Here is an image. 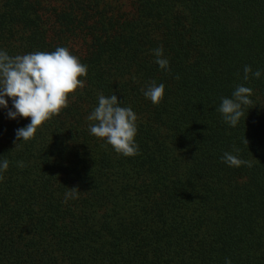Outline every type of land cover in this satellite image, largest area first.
<instances>
[{
	"label": "trees",
	"instance_id": "1",
	"mask_svg": "<svg viewBox=\"0 0 264 264\" xmlns=\"http://www.w3.org/2000/svg\"><path fill=\"white\" fill-rule=\"evenodd\" d=\"M58 47L88 69L68 107L27 143L0 108V264H264V0H0V51ZM237 85L253 103L231 127ZM99 94L137 115L138 155L90 133Z\"/></svg>",
	"mask_w": 264,
	"mask_h": 264
},
{
	"label": "clouds",
	"instance_id": "2",
	"mask_svg": "<svg viewBox=\"0 0 264 264\" xmlns=\"http://www.w3.org/2000/svg\"><path fill=\"white\" fill-rule=\"evenodd\" d=\"M153 55L161 70L170 71L162 46L154 49ZM87 72V66L65 47H58L52 52L37 51L14 57L0 51V108L8 109V99H11L15 111L8 110V117L13 120L18 117L30 118L31 121L26 127L16 131V140L29 142L42 126L59 116L68 107L69 97L75 99L79 90L85 87L80 78L86 77ZM250 76L259 79L261 72H253L250 66H245L243 79L248 81ZM164 93V84H157L155 81L144 91L145 97L156 106L162 103ZM252 94L250 87L237 85L231 98L221 99L217 111L222 114L225 123L231 127L238 125L244 116V109L253 103L250 99ZM87 119L92 122L89 125L90 133L99 140L106 141L118 155L134 157L139 154V146L135 141L137 115L131 107L121 106L115 94L110 97L99 94L98 106ZM244 142L248 145L246 139ZM223 161L229 167H251L250 162L229 152L224 153ZM17 166L23 168L26 165L23 161H18ZM8 168L9 161L0 160V181L4 179L3 173ZM79 193L78 188L69 189L65 194V202L69 198H78ZM225 264H231V261L226 260Z\"/></svg>",
	"mask_w": 264,
	"mask_h": 264
}]
</instances>
